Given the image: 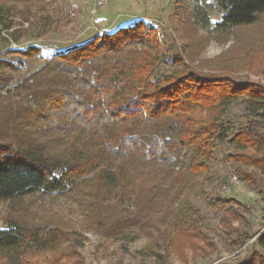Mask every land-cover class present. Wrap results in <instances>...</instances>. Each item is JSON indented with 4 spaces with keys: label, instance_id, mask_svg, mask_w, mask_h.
<instances>
[{
    "label": "trees",
    "instance_id": "1",
    "mask_svg": "<svg viewBox=\"0 0 264 264\" xmlns=\"http://www.w3.org/2000/svg\"><path fill=\"white\" fill-rule=\"evenodd\" d=\"M194 1L192 24L208 37L233 34L264 16V0ZM31 2L16 0L23 23L30 20ZM211 11L222 15L219 22L212 23ZM41 24L44 32L53 26L48 18ZM22 32L15 31V42ZM43 50L30 45L0 60V202L9 204L0 264H38L34 258L46 253L50 264H85L76 244L84 236L62 219L36 220L22 210L23 200L38 195L76 203L106 239L119 241L127 231L145 236V251L163 262L173 251H215L192 199H208L205 187L216 179L229 183L212 175L224 142L235 146L228 159L239 182L262 194L264 85L239 79L233 70H198L143 21L57 52L13 84L25 62ZM241 99L248 120L235 125L226 115ZM210 202L223 213L229 239L248 223V207ZM247 239L243 234L231 247ZM258 244L264 250V230ZM244 264H264V257L255 253Z\"/></svg>",
    "mask_w": 264,
    "mask_h": 264
},
{
    "label": "rangeland",
    "instance_id": "2",
    "mask_svg": "<svg viewBox=\"0 0 264 264\" xmlns=\"http://www.w3.org/2000/svg\"><path fill=\"white\" fill-rule=\"evenodd\" d=\"M31 1L30 20L23 23L20 17L23 5L16 4V0H0V8L3 7L0 13V60L11 59L8 51L13 49L27 48L30 45L44 49L42 55L25 62L23 70L15 75L13 84L36 71L53 54L89 40L93 34L89 36L85 33L87 30L97 32V25L93 26L92 23L107 7H111L116 11L114 19L121 16H126L127 19L133 17L132 20L124 21L123 26L143 21L158 28L165 45L174 53L181 50L188 54L187 63L198 70L214 74L220 73L219 69L233 70V76L239 79L264 85V16L256 25L240 28L233 34L208 37V34L196 30L192 24L196 5L194 0H108L101 7L96 6L98 0ZM14 5H18V13L7 17L5 13ZM221 16L217 11L210 12L212 23L219 22ZM43 18L50 19L53 24L47 32H44L41 24ZM11 23L13 28L7 29ZM118 28L116 26L115 30ZM20 30L24 32L21 33L19 42H15L14 33ZM15 101H20V97H16ZM246 108L247 104L243 99L233 103L226 120L235 125L245 124L249 114ZM234 149V145L220 143L212 167L215 178H226L229 183L224 184L216 179L205 187L208 199H192L201 211L203 231L215 245L216 250L209 255L207 250V256H193L190 251L179 256L173 251L170 258L163 262L145 251L149 243L145 236L127 231L119 241L106 239L96 227L90 225L76 203L65 199L38 195L26 198L20 205L23 211L29 212L30 217L36 220L52 215L62 219L72 230L84 236L86 241L78 238L76 244L85 264H244L255 253L264 257V250L258 244L259 234L264 230V189L259 195L243 182L235 184L229 181L235 175V167L228 159ZM217 199L233 200L250 210L245 213L248 221L246 226L233 223L235 227L240 226L238 228L242 229L230 236V239L227 230L221 225L223 213L210 202ZM8 211L9 204L0 202V229L5 228L4 220ZM243 234L248 236L246 242L239 248H232L231 244L237 238L243 237ZM51 260L50 253H46L34 258L33 263L50 264ZM17 264H23V260H17Z\"/></svg>",
    "mask_w": 264,
    "mask_h": 264
},
{
    "label": "crops",
    "instance_id": "3",
    "mask_svg": "<svg viewBox=\"0 0 264 264\" xmlns=\"http://www.w3.org/2000/svg\"><path fill=\"white\" fill-rule=\"evenodd\" d=\"M106 14H108L110 16L108 17ZM114 15H116V11L114 9H112L111 7H107L99 17L95 18V21L93 20L95 23L93 22L92 24H93V26H94V24L97 25V27H96L97 32L87 30V32L85 33V34H89V36H90V34H93L90 36L91 38L89 40H91L94 36L100 34L102 31H106V32H109L110 30L116 31L117 30V29L115 30L116 26H119V28L127 27V26L122 25L123 22L126 20H132V18H133V17H130L129 19H127L126 16H121L118 19H114ZM111 18H113V19H111ZM91 25H89V27H92ZM98 30H100L101 32ZM89 40H87V41H89Z\"/></svg>",
    "mask_w": 264,
    "mask_h": 264
},
{
    "label": "built area",
    "instance_id": "4",
    "mask_svg": "<svg viewBox=\"0 0 264 264\" xmlns=\"http://www.w3.org/2000/svg\"><path fill=\"white\" fill-rule=\"evenodd\" d=\"M108 0H98L96 6L101 7L104 3H106ZM232 183L238 184L239 180L236 175H233L232 178L230 179Z\"/></svg>",
    "mask_w": 264,
    "mask_h": 264
}]
</instances>
